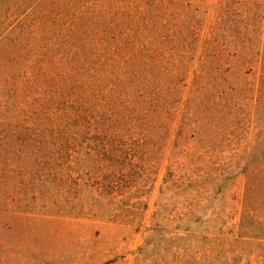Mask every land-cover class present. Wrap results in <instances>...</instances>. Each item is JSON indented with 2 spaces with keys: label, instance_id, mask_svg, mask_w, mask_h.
I'll use <instances>...</instances> for the list:
<instances>
[{
  "label": "rangeland",
  "instance_id": "obj_1",
  "mask_svg": "<svg viewBox=\"0 0 264 264\" xmlns=\"http://www.w3.org/2000/svg\"><path fill=\"white\" fill-rule=\"evenodd\" d=\"M40 1L0 0V264H264V0ZM47 124L69 215L9 197Z\"/></svg>",
  "mask_w": 264,
  "mask_h": 264
},
{
  "label": "trees",
  "instance_id": "obj_2",
  "mask_svg": "<svg viewBox=\"0 0 264 264\" xmlns=\"http://www.w3.org/2000/svg\"><path fill=\"white\" fill-rule=\"evenodd\" d=\"M22 3H25L28 0H21ZM49 5L46 7L45 12L49 13L51 9V5L53 0H46ZM38 2H41L38 0ZM34 7V6H32ZM66 29L68 33L72 34V37L78 42L79 44V53H81V58L77 61V63H80L84 61L88 57V51H93V38L96 36H91L90 38H86V27L81 24V21L76 20L75 18H72L71 21H69L66 25ZM77 47V46H75ZM86 47V48H85ZM77 49V48H76ZM103 59V58H102ZM99 61H103V60ZM101 63V62H100ZM67 104H61L63 117L62 120L63 123L66 122L71 123L73 121V116L70 113H66V110H68ZM62 123V125H63ZM49 124H54L53 122H49ZM56 130L53 128L52 125L47 124V128L42 129V132L39 134L42 136L40 138H31V140H28L29 142V155L30 157H26V163L28 167H30L29 171L27 172V177L25 181L20 180V186L22 187V190L17 191L16 194L14 193L9 194L10 199L19 202H22L24 200L29 201V208H24L28 210L36 209L35 212L39 214H53L56 216H62V215H69L76 211H78L79 208L74 207V199L72 200V194L70 192H62V190H58L56 187H46L44 185V182L46 179H48L49 174L43 173L41 170H43L48 166V161L44 159L43 165L38 164L37 162V156L38 155H45L50 156L51 150L50 147L47 146V137H50L52 139L55 137ZM47 136V137H46ZM53 152H56V150H52ZM50 165V163H49ZM4 177V178H2ZM8 177H5L4 173H0V184L1 181L4 180V183L6 180H8ZM53 180L52 184H56L57 179L56 177L52 176L49 178ZM56 188V189H55ZM70 191L73 188H70L68 186ZM1 194V193H0ZM16 195H20L17 197ZM74 198V197H73ZM247 204L251 203H245V206ZM1 205V204H0ZM0 210H2L0 208ZM8 209L6 212H9ZM20 212H28L25 210H19ZM262 228V229H261ZM238 237L239 238H250L253 240H261L264 241V222L260 221L258 218H254L247 213H243L241 216V220L239 221V227H238Z\"/></svg>",
  "mask_w": 264,
  "mask_h": 264
}]
</instances>
